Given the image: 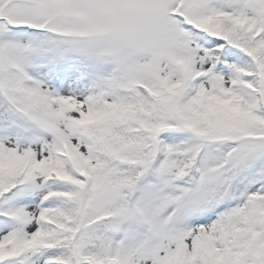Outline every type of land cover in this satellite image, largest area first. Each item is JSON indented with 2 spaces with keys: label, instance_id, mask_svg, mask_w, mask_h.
<instances>
[{
  "label": "snow or ice",
  "instance_id": "1",
  "mask_svg": "<svg viewBox=\"0 0 264 264\" xmlns=\"http://www.w3.org/2000/svg\"><path fill=\"white\" fill-rule=\"evenodd\" d=\"M0 264H264V0H0Z\"/></svg>",
  "mask_w": 264,
  "mask_h": 264
}]
</instances>
